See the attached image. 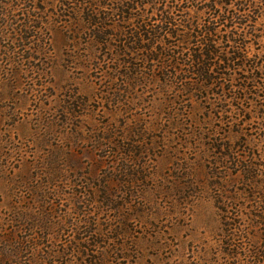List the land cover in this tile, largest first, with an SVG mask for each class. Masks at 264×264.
<instances>
[{
  "label": "rangeland",
  "instance_id": "1",
  "mask_svg": "<svg viewBox=\"0 0 264 264\" xmlns=\"http://www.w3.org/2000/svg\"><path fill=\"white\" fill-rule=\"evenodd\" d=\"M239 8L0 0V264H264V3L240 46L209 12Z\"/></svg>",
  "mask_w": 264,
  "mask_h": 264
},
{
  "label": "trees",
  "instance_id": "2",
  "mask_svg": "<svg viewBox=\"0 0 264 264\" xmlns=\"http://www.w3.org/2000/svg\"><path fill=\"white\" fill-rule=\"evenodd\" d=\"M253 2L251 3H248L247 0H235L236 2V5L239 6L240 8L238 9V12L237 13H233L227 10L224 9L223 12H218V14L216 15V13L211 9L209 10V12H212L211 15H213L214 18H217L218 19H222L223 22L225 23V26H227V24H233V25H230L228 28H231L229 29V32L232 30V27L235 28V27H246L247 23L250 22V18L248 15L245 14V11H246V8L248 7H255L256 4L258 3H264V0H251ZM124 7L122 6L121 10H123ZM244 12V17L241 18V14ZM92 22V20L90 21ZM92 25H96L95 23H91ZM205 25H203L204 27ZM205 31L203 32V35L205 37H210V36H213L214 34V30L212 28H205ZM229 37V38H228ZM227 37V42H231L232 44H237V46H240V44L242 43L241 40L242 38H244V34L242 35V33H236L235 31L230 32V35ZM242 37V38H241ZM204 51H194V53L191 55V69H189V73L193 74L194 72H196L197 74H199L200 76H204V71H205V60L206 59H210V55H214L215 54V50L212 49L213 45H212V42H213V39H205L204 41ZM198 52V53H197ZM205 57L206 59H203L204 61H202L201 59ZM201 61V62H200ZM202 66V68H201ZM263 209H262V213H263ZM257 218V223H259L260 225H264V217L260 215H257L255 216ZM104 258V257H103ZM102 262V259L99 258V260L97 259H94V260H90L88 263L89 264H101Z\"/></svg>",
  "mask_w": 264,
  "mask_h": 264
}]
</instances>
